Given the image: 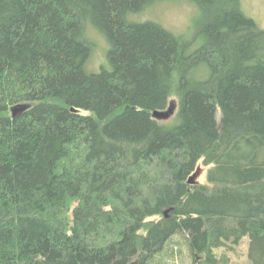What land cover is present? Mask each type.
Instances as JSON below:
<instances>
[{
    "label": "trees",
    "instance_id": "1",
    "mask_svg": "<svg viewBox=\"0 0 264 264\" xmlns=\"http://www.w3.org/2000/svg\"><path fill=\"white\" fill-rule=\"evenodd\" d=\"M160 1L0 0V264H175L176 235L264 264V29L187 0L188 39L141 16Z\"/></svg>",
    "mask_w": 264,
    "mask_h": 264
},
{
    "label": "rangeland",
    "instance_id": "2",
    "mask_svg": "<svg viewBox=\"0 0 264 264\" xmlns=\"http://www.w3.org/2000/svg\"><path fill=\"white\" fill-rule=\"evenodd\" d=\"M244 12L255 20L260 28L264 29V0H240ZM200 10L187 0H163L153 5L141 16L149 18L164 26L176 35L187 34L188 39L196 34L198 29L197 19ZM142 18V19H143ZM186 38V37H185ZM96 45L88 62V72H98L102 64L107 65V49L109 45L102 35H96ZM197 46V45H196ZM94 70V71H92ZM173 114V113H172ZM201 172L196 177L197 182H203L206 169L198 165ZM195 170V171H196ZM173 239V238H172ZM173 242L177 249L175 264H196L201 257H193L188 250L187 241L183 235H176ZM173 243V244H174ZM177 244V245H176ZM180 244V245H179ZM225 252L230 258V264H248V238L244 237L234 249L223 248L218 252ZM161 254V253H160ZM159 255V254H158ZM160 256L157 257V259ZM159 261V260H158Z\"/></svg>",
    "mask_w": 264,
    "mask_h": 264
},
{
    "label": "water",
    "instance_id": "3",
    "mask_svg": "<svg viewBox=\"0 0 264 264\" xmlns=\"http://www.w3.org/2000/svg\"><path fill=\"white\" fill-rule=\"evenodd\" d=\"M24 107L20 106V107H14L12 108V116H15L19 111L23 110ZM171 111L170 108H168L165 111H153L152 112V116L156 117V118H162V117H166L167 114ZM201 170L198 168L188 179V183L189 184H194L196 183V177H198V175L200 174ZM168 210L164 211V215L166 216Z\"/></svg>",
    "mask_w": 264,
    "mask_h": 264
}]
</instances>
